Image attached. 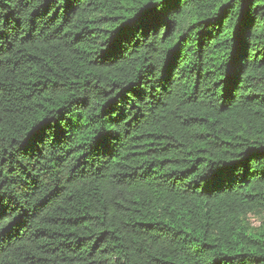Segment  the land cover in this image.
<instances>
[{
    "label": "trees",
    "instance_id": "trees-1",
    "mask_svg": "<svg viewBox=\"0 0 264 264\" xmlns=\"http://www.w3.org/2000/svg\"><path fill=\"white\" fill-rule=\"evenodd\" d=\"M0 264H264V0H0Z\"/></svg>",
    "mask_w": 264,
    "mask_h": 264
},
{
    "label": "rangeland",
    "instance_id": "rangeland-1",
    "mask_svg": "<svg viewBox=\"0 0 264 264\" xmlns=\"http://www.w3.org/2000/svg\"><path fill=\"white\" fill-rule=\"evenodd\" d=\"M252 223L257 226L258 225V222L256 220H252Z\"/></svg>",
    "mask_w": 264,
    "mask_h": 264
}]
</instances>
